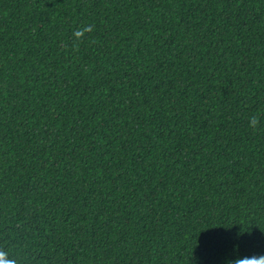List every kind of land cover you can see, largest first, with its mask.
I'll return each instance as SVG.
<instances>
[{"label":"trees","instance_id":"1","mask_svg":"<svg viewBox=\"0 0 264 264\" xmlns=\"http://www.w3.org/2000/svg\"><path fill=\"white\" fill-rule=\"evenodd\" d=\"M253 253L264 0H0V264Z\"/></svg>","mask_w":264,"mask_h":264},{"label":"clouds","instance_id":"2","mask_svg":"<svg viewBox=\"0 0 264 264\" xmlns=\"http://www.w3.org/2000/svg\"><path fill=\"white\" fill-rule=\"evenodd\" d=\"M249 123L253 128L259 124V117L254 115L250 117ZM231 264H264V253H253L248 256H235Z\"/></svg>","mask_w":264,"mask_h":264}]
</instances>
